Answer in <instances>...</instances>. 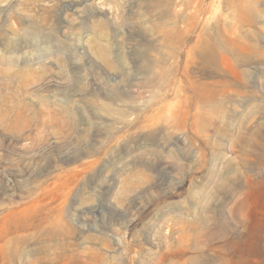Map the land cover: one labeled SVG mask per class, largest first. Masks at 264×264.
I'll list each match as a JSON object with an SVG mask.
<instances>
[{
	"label": "rangeland",
	"instance_id": "1",
	"mask_svg": "<svg viewBox=\"0 0 264 264\" xmlns=\"http://www.w3.org/2000/svg\"><path fill=\"white\" fill-rule=\"evenodd\" d=\"M0 264H264V0H0Z\"/></svg>",
	"mask_w": 264,
	"mask_h": 264
}]
</instances>
